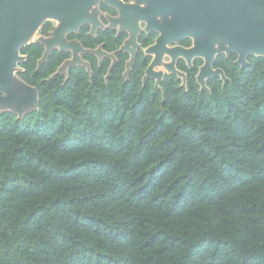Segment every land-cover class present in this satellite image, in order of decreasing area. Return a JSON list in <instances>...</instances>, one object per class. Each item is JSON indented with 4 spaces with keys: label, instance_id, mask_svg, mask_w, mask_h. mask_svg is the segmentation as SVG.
I'll return each mask as SVG.
<instances>
[{
    "label": "trees",
    "instance_id": "obj_1",
    "mask_svg": "<svg viewBox=\"0 0 264 264\" xmlns=\"http://www.w3.org/2000/svg\"><path fill=\"white\" fill-rule=\"evenodd\" d=\"M42 50H20L37 109L0 113V264H264V56L158 90L141 52L105 82Z\"/></svg>",
    "mask_w": 264,
    "mask_h": 264
},
{
    "label": "water",
    "instance_id": "obj_2",
    "mask_svg": "<svg viewBox=\"0 0 264 264\" xmlns=\"http://www.w3.org/2000/svg\"><path fill=\"white\" fill-rule=\"evenodd\" d=\"M103 1L117 9V20L121 24L118 31L128 32V37L120 47L130 55L124 71L127 79L139 45L137 35L140 27L135 16L136 4L132 1L126 3L121 0ZM99 2L100 0H0V111L13 112L19 119L38 107V90L17 75L20 71L17 63L26 59L27 55L21 54L20 49L33 39L40 25L48 19L56 22L51 36L35 38L37 43L44 46L36 69L46 61L55 48L59 51L69 49L72 51V59L65 60L50 75L53 77L61 74L67 65H74L79 60L78 51H90L82 48L76 40L66 41L65 34L77 31L83 23L91 24V32L94 33L99 25L97 19ZM171 2H167L168 5L165 7L168 11L171 9L172 21L168 19L166 26L160 28L161 32L165 30L168 35L163 38L161 33L155 44L145 50L146 53L155 55L145 70L143 82L151 75L152 66L164 53L170 57V62L166 64L167 71L182 77L180 86H185L186 81L184 73L174 67L176 58L183 57L188 66H191L194 57L202 58L203 62L196 73L200 90H208L206 79L219 76L222 85L228 81L221 68L213 67L217 55L236 54L234 63L240 67L248 64L249 55L264 56V0H171ZM90 8L92 11L88 13ZM177 11L180 13L178 20L175 19ZM184 36L191 39L190 46H166L167 41H178ZM157 46L161 47L158 50L159 54L155 51ZM97 53L101 54L98 50ZM80 63L89 70L86 62ZM159 79L157 75L155 81L157 88Z\"/></svg>",
    "mask_w": 264,
    "mask_h": 264
},
{
    "label": "flooded vegetation",
    "instance_id": "obj_3",
    "mask_svg": "<svg viewBox=\"0 0 264 264\" xmlns=\"http://www.w3.org/2000/svg\"><path fill=\"white\" fill-rule=\"evenodd\" d=\"M123 2H134L136 4V10H135V16L138 21V26L140 27V31L137 35V43L139 44L137 47L134 63L131 65V68L129 72L132 69V66L135 64L136 59L140 52L142 53V59H148L146 66L144 67L143 70V75L145 73L146 68L149 66V64L152 62L154 58V53H146L145 50L149 46L152 47V45L155 44V41L157 40V37L162 33L163 38L166 37L167 32L164 30L163 32L160 31V28L165 27L167 24L168 19L172 21V11H168V9L165 7L167 2H171V0H121ZM173 3V2H171ZM179 4V2H178ZM99 8V14H98V21L99 25L96 27L94 33L91 32V24H86L83 23L78 27L77 31H72V32H67L65 34V39L66 41H71V40H76L80 43L82 48L89 49V52L85 51H78L77 55L79 60L75 62L74 65H67L62 70L61 75L68 76V71L70 68L73 67H83L85 70L89 73L90 77L92 76V67L94 62L97 63V67H100L102 64L108 63L106 69H105V74H104V80L107 82V78L110 76L112 69L116 66V64L119 63V55L121 54H127L128 57L125 60L124 63V69L122 71V76H124V71L126 68V62L129 59L130 55L128 51L121 50L120 47L123 44L124 40L128 37V32L125 30L118 31L119 28L121 27V24L117 20L118 17V11L116 8L110 6L109 4L105 3L103 0H100L98 4ZM92 9L90 8L88 13H91ZM175 19L178 20L180 18V13L177 11L175 12ZM51 22V23H49ZM47 22L46 24L43 25L41 29V36L43 37H48L51 36L53 29L55 28L56 22L55 21H50ZM43 24V23H42ZM41 24V25H42ZM114 25V27H112ZM47 26V29H44V27ZM85 30V31H84ZM112 31V33L110 32ZM188 41V43L185 41ZM120 42L118 45L117 43ZM85 43L90 44L89 46L85 45ZM40 44V43H39ZM42 46V49L44 50V46ZM117 45V47L113 48V46ZM182 46V47H188L191 45V39L189 37H182L178 41H167L166 46L171 47V46ZM161 47L157 46L155 48V51L157 54H159L158 50H160ZM42 50V52H43ZM59 53H64L66 54L59 64V66L65 61L72 59V51L69 50H63L59 51L58 49H54ZM53 50V51H54ZM94 50V51H93ZM97 50L101 53L100 55L97 53ZM52 53V52H51ZM81 54V55H80ZM197 61H201L200 63L197 64V70L199 66L202 64L203 60L200 57H194L191 61V66L187 65L186 60L183 57H177L176 60L174 61V67L176 70L184 73L185 75V81L187 82V78L189 75V71L193 69L194 64ZM80 62H86L88 64V69L87 67L81 64ZM170 62V57L164 53L162 54L161 59H159L151 68V75L148 76L145 81L143 82L141 77L142 83H146L147 80L152 81L153 86L160 90V85L165 79L166 76L168 75H174L176 76L179 80V86L182 83V77L178 76L176 73L173 72H168L166 64ZM215 62V60H214ZM213 62V67L214 68H219L215 67ZM80 63V64H79ZM58 66V67H59ZM57 67V68H58ZM56 68V70H57ZM67 68V72L65 73L64 70ZM91 72V74H90ZM128 72V74H129ZM160 73V74H159ZM197 73V72H196ZM67 74V75H66ZM127 74V75H128ZM159 75V87L157 88L155 86V81L156 77ZM195 81H196V74L194 76ZM215 78H220L219 76L214 77ZM211 79H206V86L207 83ZM197 83V81H196ZM198 84V83H197ZM199 85V84H198ZM186 86V84H185ZM184 87V86H182ZM200 88V86H199ZM208 88V87H207ZM209 90V89H208Z\"/></svg>",
    "mask_w": 264,
    "mask_h": 264
},
{
    "label": "rangeland",
    "instance_id": "obj_4",
    "mask_svg": "<svg viewBox=\"0 0 264 264\" xmlns=\"http://www.w3.org/2000/svg\"><path fill=\"white\" fill-rule=\"evenodd\" d=\"M50 21H52V20H50ZM47 22H49V19L48 20H45L44 22H43V24L42 25H40V27L38 28V30H37V32L34 34V36H33V39L28 43V44H26V45H29V44H31V43H35L36 41H35V38H37L38 36H41V29H42V27H43V25L44 24H46ZM49 23H51V22H49ZM52 24V23H51ZM25 45V46H26ZM23 48V47H22ZM56 49V48H55ZM21 50V49H20ZM81 55V54H80ZM17 65L19 66V68H20V71H18L17 72V75L19 76V72H21V71H23L21 68V66H20V64L19 63H17ZM64 72L66 73L67 72V68L64 70ZM65 75V74H64ZM20 77V76H19ZM1 112H3V111H0V113ZM25 115V114H24Z\"/></svg>",
    "mask_w": 264,
    "mask_h": 264
},
{
    "label": "bare ground",
    "instance_id": "obj_5",
    "mask_svg": "<svg viewBox=\"0 0 264 264\" xmlns=\"http://www.w3.org/2000/svg\"><path fill=\"white\" fill-rule=\"evenodd\" d=\"M184 52H187V51H182V53H184Z\"/></svg>",
    "mask_w": 264,
    "mask_h": 264
}]
</instances>
